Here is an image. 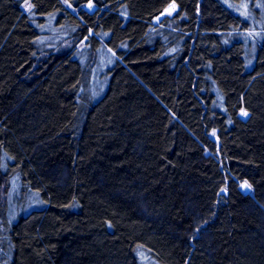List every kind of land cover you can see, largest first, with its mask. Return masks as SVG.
I'll list each match as a JSON object with an SVG mask.
<instances>
[{
    "label": "trees",
    "instance_id": "1",
    "mask_svg": "<svg viewBox=\"0 0 264 264\" xmlns=\"http://www.w3.org/2000/svg\"><path fill=\"white\" fill-rule=\"evenodd\" d=\"M1 227L2 264H264V0H0Z\"/></svg>",
    "mask_w": 264,
    "mask_h": 264
},
{
    "label": "rangeland",
    "instance_id": "2",
    "mask_svg": "<svg viewBox=\"0 0 264 264\" xmlns=\"http://www.w3.org/2000/svg\"><path fill=\"white\" fill-rule=\"evenodd\" d=\"M31 6L32 5L29 2H26L24 5L26 10H30ZM85 7L88 9L95 8L93 3H88ZM177 10H178L177 4L172 3L167 7L165 14L172 16L175 12H177ZM159 20L160 18L157 17L154 19V22L158 23ZM43 27L45 28V30L43 28V31H45L47 34V40L43 42L44 44L53 43V42H56L58 39L62 38L63 34L57 35L55 32V21H53V19L49 21L48 24H46ZM249 34H250V37L252 35L253 39L256 38L255 33L249 32ZM254 50H255V53H254ZM256 52H257V47L254 44L251 45V47L247 49V58H248L247 68L248 69L253 67ZM114 56H115V53H113L112 50H110L109 47L107 46H103L99 52V55L97 58V64H96L94 74H93L92 87H91L92 92L96 95V96L94 95V99L96 100L100 98V96L105 92L107 88L109 74L107 75L106 69L108 65L112 64V62L114 61V58H115ZM243 113H245L244 111L242 112V115L246 116ZM211 134L213 135V137L217 138L216 131H213ZM13 185L14 186L12 187L11 193L9 195V204H8L10 217L16 219V217L20 213L25 215L31 212L33 209H38L41 207L40 206L41 203L39 200H37V198L32 197L28 195L27 193L25 194V192L20 193L19 187L16 185V178H14ZM241 188L244 191L253 192L252 186L247 181L241 182ZM43 206H44V203H43ZM6 229H7L6 227L0 228V264L4 263L2 259L4 256H6V248L8 247V244L10 242L9 233H8V237L4 235L6 234V231H5Z\"/></svg>",
    "mask_w": 264,
    "mask_h": 264
},
{
    "label": "snow or ice",
    "instance_id": "3",
    "mask_svg": "<svg viewBox=\"0 0 264 264\" xmlns=\"http://www.w3.org/2000/svg\"><path fill=\"white\" fill-rule=\"evenodd\" d=\"M244 115H247V113H243Z\"/></svg>",
    "mask_w": 264,
    "mask_h": 264
}]
</instances>
